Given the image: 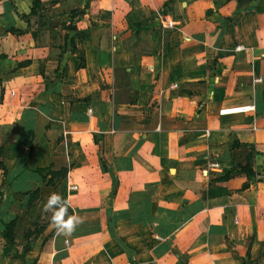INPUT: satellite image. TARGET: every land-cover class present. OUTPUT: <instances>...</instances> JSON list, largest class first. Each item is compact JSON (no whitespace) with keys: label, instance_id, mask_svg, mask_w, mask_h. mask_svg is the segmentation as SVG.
Returning <instances> with one entry per match:
<instances>
[{"label":"crops","instance_id":"1","mask_svg":"<svg viewBox=\"0 0 264 264\" xmlns=\"http://www.w3.org/2000/svg\"><path fill=\"white\" fill-rule=\"evenodd\" d=\"M34 2L0 0V264H264V0ZM59 160L70 216L23 252Z\"/></svg>","mask_w":264,"mask_h":264},{"label":"rangeland","instance_id":"2","mask_svg":"<svg viewBox=\"0 0 264 264\" xmlns=\"http://www.w3.org/2000/svg\"><path fill=\"white\" fill-rule=\"evenodd\" d=\"M64 174L63 162L59 160L56 168L51 170V175L47 179L51 184L49 190L33 192L21 213L5 228L6 238L10 242H15L23 252L35 249L39 252L46 251L47 243L56 233L60 232V226L63 225L70 216V208L65 202L58 209L54 207L51 211L44 210V205L48 197L52 194L60 196L63 200L62 182ZM54 214L57 221L56 223H53ZM153 224L154 223H149L148 229L150 233H152L151 235H156L152 231ZM107 228L110 237L118 240L121 238L111 229L109 222L107 223ZM153 240L157 242L160 241L155 238H153Z\"/></svg>","mask_w":264,"mask_h":264},{"label":"clouds","instance_id":"3","mask_svg":"<svg viewBox=\"0 0 264 264\" xmlns=\"http://www.w3.org/2000/svg\"><path fill=\"white\" fill-rule=\"evenodd\" d=\"M64 204V201L62 200V198L56 194H52L51 196L48 197L45 205H44V210L45 211H51L54 209V207L56 209H58L61 205ZM56 218H55V214L53 215V223H56ZM78 223V221H73V227L74 225ZM63 229V226H60ZM68 231H71V228L68 229Z\"/></svg>","mask_w":264,"mask_h":264},{"label":"built area","instance_id":"4","mask_svg":"<svg viewBox=\"0 0 264 264\" xmlns=\"http://www.w3.org/2000/svg\"><path fill=\"white\" fill-rule=\"evenodd\" d=\"M158 17H159V19L161 20L160 22H161V25L163 26V27H169L171 24L170 23H167V22H164V20L161 18V15H158ZM253 109L254 108V105L252 104V105H250L247 109ZM214 166H216L217 164H213Z\"/></svg>","mask_w":264,"mask_h":264},{"label":"trees","instance_id":"5","mask_svg":"<svg viewBox=\"0 0 264 264\" xmlns=\"http://www.w3.org/2000/svg\"><path fill=\"white\" fill-rule=\"evenodd\" d=\"M34 4L35 5L33 7H36L39 4L38 0H35Z\"/></svg>","mask_w":264,"mask_h":264}]
</instances>
